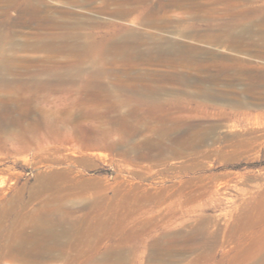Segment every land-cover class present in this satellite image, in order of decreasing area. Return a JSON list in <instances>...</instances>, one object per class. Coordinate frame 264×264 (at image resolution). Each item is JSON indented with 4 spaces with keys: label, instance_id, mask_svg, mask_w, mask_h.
I'll return each mask as SVG.
<instances>
[{
    "label": "rangeland",
    "instance_id": "374dc122",
    "mask_svg": "<svg viewBox=\"0 0 264 264\" xmlns=\"http://www.w3.org/2000/svg\"><path fill=\"white\" fill-rule=\"evenodd\" d=\"M2 59L0 264H264V0H0Z\"/></svg>",
    "mask_w": 264,
    "mask_h": 264
},
{
    "label": "bare ground",
    "instance_id": "6f19581e",
    "mask_svg": "<svg viewBox=\"0 0 264 264\" xmlns=\"http://www.w3.org/2000/svg\"><path fill=\"white\" fill-rule=\"evenodd\" d=\"M5 64H9V61L8 60H4L2 59V61L0 62V65H5ZM44 177H46V179H49V180H53L56 178V176L54 177V174H48V175H45ZM1 193V192H0Z\"/></svg>",
    "mask_w": 264,
    "mask_h": 264
}]
</instances>
